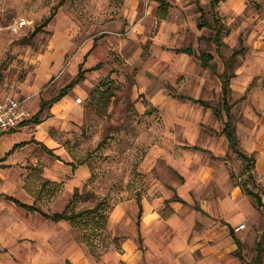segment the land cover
Segmentation results:
<instances>
[{
    "label": "rangeland",
    "instance_id": "rangeland-1",
    "mask_svg": "<svg viewBox=\"0 0 264 264\" xmlns=\"http://www.w3.org/2000/svg\"><path fill=\"white\" fill-rule=\"evenodd\" d=\"M243 2L241 10H234L226 0L217 4L227 29L224 45L218 49L212 40L213 29L198 27L197 5L211 11L210 0H198L197 4L195 0H0V73L8 78V85L3 86L6 95L25 96L20 85L32 83L43 66L57 64L59 54L58 69L48 72L33 95L47 100L42 94L55 95L77 76L80 67L85 69L74 93L82 115L71 112L69 119L51 117L50 121L55 122L46 128L59 154L58 158L48 159L57 177L44 176L43 167L31 169L25 188L30 197L23 198L37 209H6L7 214L17 218L20 231L0 236L3 258L14 264L28 261L33 241L28 229L23 228L36 219L45 228L47 222L51 223L45 213L61 211L66 206L75 211L89 209L99 201L103 203L102 211L107 212V221L101 235L92 239L93 247L71 223H53L54 237L61 239L66 229L62 239L71 248L84 249L91 264L111 252L124 251V242L130 236L125 234V219L113 221L114 207L130 201L141 204L150 183L156 181L152 180L154 175L168 180L177 174L166 160L160 166L151 165L153 171L148 165L151 162H147L152 148L174 150L188 134L191 123L188 129L176 133L177 126L184 124L183 116L178 118L177 126H167L171 115H177L178 110L183 114L193 112V120L195 114H206V107H195L193 103L177 106V101L187 95L218 105L222 97L219 74L225 59L236 48L240 53L234 69L245 65L259 73L250 75L243 95L231 92L229 101L264 99V0L240 1ZM17 19H25L26 25L15 33L10 25ZM188 46L194 53L178 51ZM201 52L213 55L215 71L201 64L197 57ZM47 104L40 119L50 115ZM227 155L231 158L232 181L242 182L246 176L242 173L244 162L233 151ZM65 165L72 166L71 171ZM79 165L87 167L86 175L78 170ZM249 184L253 187L252 181ZM246 195L258 214L244 227V235H238L241 245L227 253L228 264H251L264 230V201L260 206L252 193ZM172 198L180 197L175 194ZM168 202L163 209L165 218L172 213ZM10 223L9 218L0 219L2 225ZM46 238L43 234L35 240L43 259L47 254ZM55 255V264H65V255L62 257L59 251ZM202 255L200 249L198 257Z\"/></svg>",
    "mask_w": 264,
    "mask_h": 264
},
{
    "label": "crops",
    "instance_id": "crops-1",
    "mask_svg": "<svg viewBox=\"0 0 264 264\" xmlns=\"http://www.w3.org/2000/svg\"><path fill=\"white\" fill-rule=\"evenodd\" d=\"M226 1L231 3L234 10H241V6H244V2L240 3L241 0ZM178 51L182 54H190ZM61 56V54L56 55L58 63L50 68L48 64L43 66L40 75L34 77L32 83L20 85L25 96L9 94L24 99L33 115L31 119L0 133V219H11L10 224H0V236L20 231L17 230L20 226L17 218L7 214L6 209H12L13 206L22 209V205L17 201L29 204L28 199H24L23 196L30 197L25 188L31 169L37 166L43 167L44 176L50 179L57 177L56 171L54 172L48 164L51 156L59 157L55 149L54 138L46 131L48 125L55 122L50 121V118L60 119L63 116L69 119L71 112H77L78 117L82 115L74 98L75 85L66 94L50 103L49 100L59 91L51 97L42 94L43 99L47 100H42L40 95H33L39 87L38 84L45 81L48 72L51 73L58 69ZM50 59L52 61L53 58ZM210 64L206 68L215 71V66L211 62ZM255 70L245 65L239 66L235 70V76L230 80L229 94L238 92L239 95H243L250 84V75L259 73ZM220 83L222 92L221 77ZM6 85H8L7 75L3 77L0 73V98L6 96V89L3 88ZM229 94L228 102L235 124L238 147L245 154H254L253 173L257 182L264 188V99L248 97L231 102ZM191 98L206 100L185 95L182 96L183 101H177V106L193 103L197 105L195 107H206V114H201V111V115L195 114L196 121L191 120L193 112L183 114L178 110L177 115H171L166 123L167 126H177L178 118L183 116L181 119L184 124H181V128L177 126L176 133L188 129L191 123L188 134L186 136L184 134L174 150L152 148L147 161L151 162L148 165L153 171L155 164L160 166L166 160L177 174L168 175L170 177L168 180L154 175L152 180L156 181L150 183V189L141 200V204H134L130 201L114 207L113 221L125 219L127 225L125 234L130 237L125 240L122 253L111 252L93 264H228L229 255L227 253L237 247L234 236L238 237L239 234L244 235L245 233L244 228L238 231L235 228L240 224L246 226L251 218L258 214L240 182L232 181L231 158L227 155L232 149L224 132L227 113L222 106V97L218 105H213L208 100H206L207 105H204L192 101ZM45 104L48 105L51 116L40 119ZM216 108L220 110V114H216ZM151 165H153L152 168ZM65 166L71 171L72 166ZM78 170L83 175L88 173L85 165H79ZM175 194L180 198H172ZM167 200H169L172 213L165 218L163 209ZM50 221L52 224L47 222L45 228L39 226L40 222L37 219L23 228L28 229L33 241L28 261L23 264H55L56 251L61 252L62 257L65 255L63 259L65 263L69 261L72 264H91L90 258L85 256L84 249L75 246L73 248L76 249H73L68 241L62 239L66 229L62 230L61 239L54 237L53 223L70 224V221L65 219L58 221L50 219ZM43 234L47 236L44 241L47 249L44 259L39 255L38 242H35L39 235L41 237ZM200 249L203 255L199 258ZM0 264H14V262L3 258L0 254Z\"/></svg>",
    "mask_w": 264,
    "mask_h": 264
},
{
    "label": "trees",
    "instance_id": "trees-1",
    "mask_svg": "<svg viewBox=\"0 0 264 264\" xmlns=\"http://www.w3.org/2000/svg\"><path fill=\"white\" fill-rule=\"evenodd\" d=\"M220 0H210L211 11L206 12L202 6L197 5L198 11L200 12L199 15V23L198 27H209L213 29V42L215 43L216 47L220 49L224 45V35L226 25L223 23L221 16L219 15L218 11L216 10V6ZM196 4L198 0H195ZM52 15H50L46 21L51 19ZM38 29L34 30L33 33H37ZM227 31V29H226ZM180 51H184L187 53H194L191 47L180 48ZM239 49H234L229 57H227L224 61V69L223 72L220 74L221 82H222V106L227 113V121L225 122L224 132L226 133L229 141H230V148L233 152H235L238 157L244 162L243 174H245V179L240 182V185L244 188L247 193H251V191H262L264 194V188L258 187L256 183V177L253 173L254 169V154H245L243 151L240 150L238 147V138L235 131V124L232 119V114L230 112L231 107L228 102V94L230 91V80L233 76H235V69L234 65L236 62V57L239 54ZM201 64L204 67H209L211 64V60L213 55L210 52H201L198 56ZM85 69L80 67L77 76L71 80L66 86L61 88L59 92L49 100L55 101L59 99L61 96L66 94L76 83L78 80L84 77ZM194 102H200L201 104L207 105L206 100H202L199 98H191ZM216 114H220V110L218 108L215 109ZM253 182V187L250 186L249 182ZM259 191V192H260ZM18 204L28 208V209H37L33 204H26L22 202H18ZM264 207V205H263ZM103 203L101 201L97 202L93 207L84 210L75 211L74 209H69V206H66L63 210L52 212V213H45L44 215L52 220L58 221L61 219L69 220L73 226L78 227L82 231L83 239L87 242L88 245L93 247L92 239L101 235V231L105 230L106 221H107V212H103ZM89 219V220H87ZM93 221V222H90ZM89 222V224H88ZM235 242L238 247L241 245L242 241L239 237H235ZM264 253V230L261 232L260 237L255 246V257L251 264H264L262 262V255ZM241 256V254H240ZM65 264H72L69 261H66Z\"/></svg>",
    "mask_w": 264,
    "mask_h": 264
},
{
    "label": "built area",
    "instance_id": "built-area-1",
    "mask_svg": "<svg viewBox=\"0 0 264 264\" xmlns=\"http://www.w3.org/2000/svg\"><path fill=\"white\" fill-rule=\"evenodd\" d=\"M26 25L25 19H17L10 25L13 32L17 33ZM81 101V98H77ZM32 117L30 109L26 106L24 99L6 95L0 98V133L8 131L20 123ZM245 227V224L238 225V231Z\"/></svg>",
    "mask_w": 264,
    "mask_h": 264
},
{
    "label": "water",
    "instance_id": "water-1",
    "mask_svg": "<svg viewBox=\"0 0 264 264\" xmlns=\"http://www.w3.org/2000/svg\"><path fill=\"white\" fill-rule=\"evenodd\" d=\"M251 193L255 196L257 204L261 206L263 204L262 194L259 191H251Z\"/></svg>",
    "mask_w": 264,
    "mask_h": 264
}]
</instances>
